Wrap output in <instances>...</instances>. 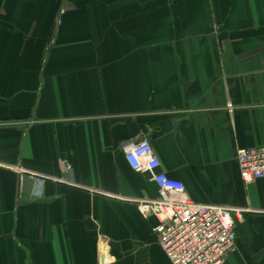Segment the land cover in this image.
Returning a JSON list of instances; mask_svg holds the SVG:
<instances>
[{"label": "crops", "instance_id": "obj_1", "mask_svg": "<svg viewBox=\"0 0 264 264\" xmlns=\"http://www.w3.org/2000/svg\"><path fill=\"white\" fill-rule=\"evenodd\" d=\"M140 139L239 210L225 264H264V177L235 160L264 144V0H0V264H170Z\"/></svg>", "mask_w": 264, "mask_h": 264}, {"label": "built area", "instance_id": "obj_2", "mask_svg": "<svg viewBox=\"0 0 264 264\" xmlns=\"http://www.w3.org/2000/svg\"><path fill=\"white\" fill-rule=\"evenodd\" d=\"M231 110V104L226 105ZM124 160L137 173H146L157 188L154 199L137 200L143 218L153 217L157 244L170 264H225L236 251L235 214L239 210L192 201L180 181L159 171V160L146 139L124 147ZM240 178L264 177V144L239 149L235 157ZM43 178H36V186Z\"/></svg>", "mask_w": 264, "mask_h": 264}]
</instances>
